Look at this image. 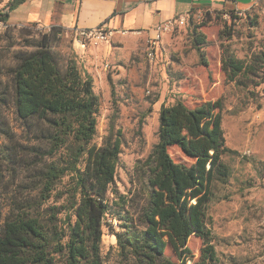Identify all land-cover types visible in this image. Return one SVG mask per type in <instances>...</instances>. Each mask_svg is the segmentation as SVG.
Wrapping results in <instances>:
<instances>
[{
  "label": "trees",
  "instance_id": "obj_1",
  "mask_svg": "<svg viewBox=\"0 0 264 264\" xmlns=\"http://www.w3.org/2000/svg\"><path fill=\"white\" fill-rule=\"evenodd\" d=\"M25 1L9 0L4 7L0 1V22L6 24L9 14ZM62 33L52 27L31 45L34 51L17 57L11 72L17 119H38L48 131L36 137L39 144H19L14 154L0 149V161L8 165L17 157L14 163L25 173L8 215L3 218L0 212V264H102L103 228L114 207L120 208L115 218L125 229L113 233L124 262L186 264L191 254L188 243L195 236L202 241L195 264H219L208 227L209 211L216 188L231 178L224 157L236 153L227 146L223 103L189 107L178 101L161 106L159 141L140 169L145 201L135 216L114 189L120 138L112 134L103 146L92 144L99 110L93 77L72 57L61 68L52 50ZM195 43L201 54L204 38L198 35ZM222 49V70L229 82L249 87L250 77L264 74V51L247 63L225 46ZM173 146L193 163L176 162L169 152ZM66 178L70 180L65 189L58 190ZM110 192L115 196L113 205L107 197ZM64 197V205L50 203ZM168 246L181 263L166 255Z\"/></svg>",
  "mask_w": 264,
  "mask_h": 264
},
{
  "label": "rangeland",
  "instance_id": "obj_2",
  "mask_svg": "<svg viewBox=\"0 0 264 264\" xmlns=\"http://www.w3.org/2000/svg\"><path fill=\"white\" fill-rule=\"evenodd\" d=\"M203 12L192 17L187 25L167 36L156 57H149L145 38L133 35L120 37L110 44L75 49L71 38L61 34L52 50L61 68L74 58L83 72L94 80L99 98L97 135L92 144L103 146L112 134L120 138L121 155L114 189L123 196L135 216L144 204L142 164L158 143L159 113L162 105L181 101L189 107L206 102L223 103V129L227 146L234 154L224 157L231 170L227 185L216 188V197L209 211L211 231L219 264H264V74L250 77L251 86L229 82L222 70V47L240 60L252 62L264 51V2L245 11ZM50 27L40 25L13 27L0 22V149L16 153L19 144H39L36 137L48 131L43 121H19L15 115L11 72L17 57L34 51L31 46ZM204 38L201 54L195 47L197 36ZM244 82L245 80L240 79ZM178 163L190 165L176 146L169 149ZM17 157L5 164L0 161V212L8 215L11 199L19 194L18 186L25 173ZM16 169V173L13 171ZM12 173H14L12 175ZM69 178L58 190H64ZM111 205L115 196L107 195ZM53 198L51 204L64 205ZM114 207L103 228L102 264H129L119 256L115 232H125L115 218ZM65 216V211L62 218ZM75 217H72V222ZM113 231L111 230V227ZM191 254L186 264L199 261L202 241L195 236L188 243ZM166 255L181 263L171 246Z\"/></svg>",
  "mask_w": 264,
  "mask_h": 264
},
{
  "label": "crops",
  "instance_id": "obj_3",
  "mask_svg": "<svg viewBox=\"0 0 264 264\" xmlns=\"http://www.w3.org/2000/svg\"><path fill=\"white\" fill-rule=\"evenodd\" d=\"M4 7L9 0H0ZM264 0H26L9 14L8 26L55 27L63 32L103 26L109 30L154 28L181 14L245 11ZM66 36V35H65ZM120 39L116 35L114 40ZM113 40V41H114ZM75 49H84L72 41Z\"/></svg>",
  "mask_w": 264,
  "mask_h": 264
},
{
  "label": "built area",
  "instance_id": "obj_4",
  "mask_svg": "<svg viewBox=\"0 0 264 264\" xmlns=\"http://www.w3.org/2000/svg\"><path fill=\"white\" fill-rule=\"evenodd\" d=\"M190 20L189 14H181L174 19L158 24L152 33H146L142 30H123L116 32L103 26L90 29H74L73 31L63 32V35L80 46H100L110 44L116 35L120 37L136 36L145 38L149 47V57L153 60L157 55V50L163 40L172 35L175 31L184 28ZM51 30V28H50Z\"/></svg>",
  "mask_w": 264,
  "mask_h": 264
}]
</instances>
